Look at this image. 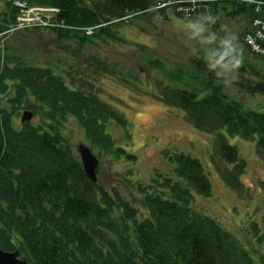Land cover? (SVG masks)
<instances>
[{"label": "trees", "instance_id": "1", "mask_svg": "<svg viewBox=\"0 0 264 264\" xmlns=\"http://www.w3.org/2000/svg\"><path fill=\"white\" fill-rule=\"evenodd\" d=\"M192 1L169 0L167 6L173 5L168 8L193 29L212 26L220 31L221 14L245 23L238 36L240 47L217 46L209 59L225 74L210 68L204 55L191 61L188 73L166 69L158 60L147 65L160 75L156 84L164 90L157 95L161 102L183 111L196 130L212 136L215 155L232 166L224 183L238 192L247 163L228 136L255 142L264 160V113L231 100L219 82L252 96L264 95V68L241 59L252 57L264 64V56L253 55L244 43L250 25L264 21V0H252L257 3L251 5L240 0ZM16 2L58 10L57 23L64 27L53 32L84 45L110 39L111 31L116 35L117 28L138 16L168 17L167 8H159L161 0H0V33L15 24L20 11ZM95 61L99 69L111 66L118 71L116 64ZM236 75L242 83L234 81ZM23 110L32 111L39 122L21 121L16 129L14 119ZM70 117L99 159L112 155L136 160L116 145L109 131L115 124L131 141L127 119L92 85L76 78L68 84L49 67L0 53L1 250L20 251L30 264H264V256L260 263L253 259L231 232L191 207L194 194L211 195L199 160L173 154L175 174L185 185L169 177L163 183L138 185L137 202H131L85 174L71 141L61 133L63 120ZM262 187L264 197V183ZM258 240L264 242V233Z\"/></svg>", "mask_w": 264, "mask_h": 264}, {"label": "rangeland", "instance_id": "2", "mask_svg": "<svg viewBox=\"0 0 264 264\" xmlns=\"http://www.w3.org/2000/svg\"><path fill=\"white\" fill-rule=\"evenodd\" d=\"M25 10L26 15L18 18V23L21 20L23 24L30 23L33 20L30 15L37 11L45 15L44 20H50L56 13V9L41 7H25ZM169 10L168 17L138 16L117 28L116 35L111 31L110 39L94 44L61 39L52 28H34L8 36L2 51L11 59L49 67L68 84L72 78L89 83L104 102L124 115L131 127L132 140L129 141L115 124L109 125V131L116 145L125 147L136 160H118L112 155L99 159L94 151L100 161L98 181L110 192H118L122 198L137 202L138 185H148L154 180L163 183L168 177L185 185L176 176L175 163L170 158L175 153H184L199 160L210 181L211 195L194 194L191 207L231 232L260 263L264 256V242L258 240L264 233V160L256 143L228 136L229 143L237 147L240 158L247 163L241 191L236 192L224 183L226 170L232 166L215 155L212 136L196 130L183 111L161 102L164 90L156 84L160 75L147 65L158 60L166 69L183 68L188 73L191 61L204 55L210 68L224 75L225 72L216 69V60L209 62V59L215 57V48L225 43L234 50L239 48L238 36L243 33L245 23L240 17L221 14L220 31H213L212 26L193 29L177 17L174 9ZM242 57V60H251L254 67L264 68L262 62ZM97 58L104 64H116L118 71L111 66L107 71L97 68ZM234 81L242 83V77L236 75ZM219 84L231 100L264 113V95L252 96L234 84L221 81ZM4 101L6 103V98ZM22 113L24 110L14 119L16 129L21 128ZM33 121L38 123L39 118ZM61 133L71 141L76 152L79 146L87 145L84 131L71 117L63 120Z\"/></svg>", "mask_w": 264, "mask_h": 264}, {"label": "water", "instance_id": "3", "mask_svg": "<svg viewBox=\"0 0 264 264\" xmlns=\"http://www.w3.org/2000/svg\"><path fill=\"white\" fill-rule=\"evenodd\" d=\"M34 118V115L30 111H26L22 115V123L30 122ZM83 169L88 178L94 182H98L97 167L99 160L93 154L91 149L85 145L79 146L77 150ZM0 264H30L27 259L23 258L19 251L6 252L0 249Z\"/></svg>", "mask_w": 264, "mask_h": 264}, {"label": "built area", "instance_id": "4", "mask_svg": "<svg viewBox=\"0 0 264 264\" xmlns=\"http://www.w3.org/2000/svg\"><path fill=\"white\" fill-rule=\"evenodd\" d=\"M18 6H19V4H18ZM21 7H23L22 5H20ZM42 12H40V11H37V12H34L33 14H31L30 15V17H32L33 18V20H31L30 21V23H25V24H23L22 23V21L23 20H21V22H20V26H19V28L18 29H23V28H26L27 27V25H36L37 26V24L38 25H44V26H47V24L43 21V18H42ZM24 15H26L25 13H24ZM252 44H254V42L252 43Z\"/></svg>", "mask_w": 264, "mask_h": 264}, {"label": "bare ground", "instance_id": "5", "mask_svg": "<svg viewBox=\"0 0 264 264\" xmlns=\"http://www.w3.org/2000/svg\"><path fill=\"white\" fill-rule=\"evenodd\" d=\"M243 4H249V5H251V3H257V2H255V1H252V0H248L249 2H251V3H249L247 0H240ZM259 67V65L258 66H255V68H258ZM99 165H100V161H99V164H98V167H97V170H98V168H99Z\"/></svg>", "mask_w": 264, "mask_h": 264}]
</instances>
